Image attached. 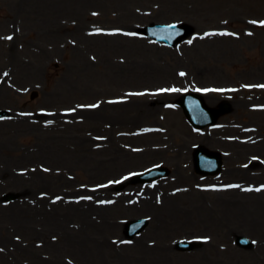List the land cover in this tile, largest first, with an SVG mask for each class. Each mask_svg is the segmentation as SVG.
<instances>
[{
    "label": "rangeland",
    "instance_id": "rangeland-1",
    "mask_svg": "<svg viewBox=\"0 0 264 264\" xmlns=\"http://www.w3.org/2000/svg\"><path fill=\"white\" fill-rule=\"evenodd\" d=\"M261 22L264 0H0V109L11 113L0 122V264H264ZM151 23L192 34L166 47L141 36ZM200 90L232 111L195 131L174 100ZM127 96L130 120L117 119L125 106L101 109ZM196 145L223 156L218 177L194 171ZM153 163L170 171L154 191L169 204L135 210L143 187L127 173ZM139 218L146 228L126 240ZM180 240L195 244L180 251Z\"/></svg>",
    "mask_w": 264,
    "mask_h": 264
},
{
    "label": "bare ground",
    "instance_id": "bare-ground-1",
    "mask_svg": "<svg viewBox=\"0 0 264 264\" xmlns=\"http://www.w3.org/2000/svg\"><path fill=\"white\" fill-rule=\"evenodd\" d=\"M126 110L123 111L121 114H119V115H122V116L119 117V119H123L122 117H124L125 120H128V119L133 118V117L123 116V115H125ZM154 191H155L154 189H152V190L149 189L146 192V194L148 195V197L146 199H144V200H141L138 205H136V204L133 205V206H135V210L142 209V211L154 213L155 211L160 210L159 209V206H162V208L164 207L162 210L167 209V206H168L169 203L166 200H168V199L160 200V201L157 202V199H156V196L157 195L154 193ZM21 209L22 208H19L17 210V212H16L17 215H19ZM75 211L77 213H79V214L81 213L82 214V217H84V218L88 217L89 218V214L88 213H89L90 210H84L83 212H79L78 210H76V209L74 210V208H71V212L75 213ZM96 211L97 210H95L94 212H96ZM94 212H92V213H94ZM165 212L166 211H164L162 215H164ZM75 215H77V214H75ZM68 237H71V236L69 235Z\"/></svg>",
    "mask_w": 264,
    "mask_h": 264
},
{
    "label": "water",
    "instance_id": "water-1",
    "mask_svg": "<svg viewBox=\"0 0 264 264\" xmlns=\"http://www.w3.org/2000/svg\"><path fill=\"white\" fill-rule=\"evenodd\" d=\"M161 29H165V28L163 27ZM198 114L199 113H197V115ZM218 165H219V160H218L217 156H213L210 154H205L200 160L201 168H204V167L208 168V166H212L211 167L212 169L210 171H214L215 169H217Z\"/></svg>",
    "mask_w": 264,
    "mask_h": 264
},
{
    "label": "snow or ice",
    "instance_id": "snow-or-ice-1",
    "mask_svg": "<svg viewBox=\"0 0 264 264\" xmlns=\"http://www.w3.org/2000/svg\"><path fill=\"white\" fill-rule=\"evenodd\" d=\"M262 24H264V22H261ZM221 34H225V33H221ZM205 35H210L209 33H206ZM10 39V37H9ZM181 75H184L183 73H181ZM260 87H264V85H261ZM163 91V90H162ZM169 91H176V89H169ZM97 105H91L90 107H96ZM229 187H236L235 185H229ZM245 190H251V189H245ZM257 191H259L260 189H256Z\"/></svg>",
    "mask_w": 264,
    "mask_h": 264
}]
</instances>
